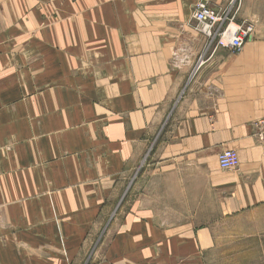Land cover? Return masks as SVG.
I'll return each mask as SVG.
<instances>
[{
  "label": "crops",
  "instance_id": "obj_1",
  "mask_svg": "<svg viewBox=\"0 0 264 264\" xmlns=\"http://www.w3.org/2000/svg\"><path fill=\"white\" fill-rule=\"evenodd\" d=\"M199 1L0 0V264H204L264 209V0L239 53Z\"/></svg>",
  "mask_w": 264,
  "mask_h": 264
},
{
  "label": "rangeland",
  "instance_id": "obj_2",
  "mask_svg": "<svg viewBox=\"0 0 264 264\" xmlns=\"http://www.w3.org/2000/svg\"><path fill=\"white\" fill-rule=\"evenodd\" d=\"M240 1L242 8L243 0ZM241 8L234 21L236 25L242 24L238 22ZM144 166L145 163L136 175L142 191L147 168ZM212 230L215 246L206 253L204 264H264V209L218 219Z\"/></svg>",
  "mask_w": 264,
  "mask_h": 264
},
{
  "label": "built area",
  "instance_id": "obj_3",
  "mask_svg": "<svg viewBox=\"0 0 264 264\" xmlns=\"http://www.w3.org/2000/svg\"><path fill=\"white\" fill-rule=\"evenodd\" d=\"M240 6V0H232L223 9H214L205 0H200L194 6L192 19L195 22L196 31L207 38V52L211 48L213 53H216L220 48L231 50L233 53L243 50L247 41L254 34V26L246 23L234 24ZM203 63L202 56L192 77L196 75ZM218 161L222 170H235L240 165L238 153L232 150L222 152Z\"/></svg>",
  "mask_w": 264,
  "mask_h": 264
}]
</instances>
